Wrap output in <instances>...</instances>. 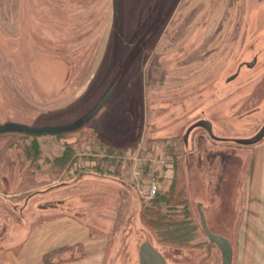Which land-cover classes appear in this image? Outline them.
<instances>
[{"label":"rangeland","instance_id":"obj_1","mask_svg":"<svg viewBox=\"0 0 264 264\" xmlns=\"http://www.w3.org/2000/svg\"><path fill=\"white\" fill-rule=\"evenodd\" d=\"M120 3L117 18L114 0H0V123H71L119 79L83 128L36 136L40 168L21 157V133L0 135V264H46L53 251V264H140V245L152 238L139 218L152 200L141 192L153 178L169 190L172 155L198 228L188 246L157 242L169 264H222L199 206L210 230L231 241L233 264L236 243L252 231L237 196L246 167L254 169L253 193L262 192L264 167L247 162L255 145L220 142L203 128L186 145L184 135L201 119L226 139L250 137L264 124V0ZM67 145L71 159L50 173L47 160ZM103 146L151 175L136 180L122 162L102 161Z\"/></svg>","mask_w":264,"mask_h":264},{"label":"trees","instance_id":"obj_2","mask_svg":"<svg viewBox=\"0 0 264 264\" xmlns=\"http://www.w3.org/2000/svg\"><path fill=\"white\" fill-rule=\"evenodd\" d=\"M95 132L97 134V130H95ZM21 137L25 138L24 144H18V146H21L24 151V155L21 157L31 162L29 169L34 167L40 168L39 161L42 158L43 152L39 146V142L37 141L38 138L28 134H21ZM169 139L172 138H166L167 141ZM68 149L70 148L67 145L64 147V153L62 156L55 157L52 161L47 160L48 162H52V166L49 170L50 173L58 175L67 163V157H69V160L71 159V156L69 155L70 151ZM101 149L105 150V156L103 159H101L102 161H109L110 165L115 166L116 168L121 166V161L118 159V157L121 156L122 152H118L116 149L112 148H104V146ZM173 152L171 153L174 154ZM110 156L111 159H109ZM171 158L173 159L175 165L174 167H177V170L174 172V177L171 181L169 190L163 192L159 190L156 197L152 199L150 204H141L140 207H142V209H139V218L141 217L143 221L144 230L146 229L145 231L147 233L150 232L149 234L152 237L146 238L145 241H150L159 252H161V250L158 248L159 244L168 243L176 247L188 246L194 239L196 230L198 228V226L192 220L193 214L191 212V205L189 203V186L187 182H185V179L182 175L181 178L179 177V161L177 162L175 160L174 155H172ZM166 169L167 167L164 168V170ZM97 170L99 173H101L100 168H97ZM151 173V168L146 166L143 177L151 175ZM59 185L60 184L47 190L54 191L59 187ZM35 195L36 192L29 195L28 198ZM122 201L124 202L122 206H127L129 208L131 207V200H129V202L126 199ZM128 223H131V221H128ZM12 248H6V250L10 251ZM54 253H56V251L49 252L44 255V261L46 264H53L54 261H51L49 258Z\"/></svg>","mask_w":264,"mask_h":264},{"label":"water","instance_id":"obj_3","mask_svg":"<svg viewBox=\"0 0 264 264\" xmlns=\"http://www.w3.org/2000/svg\"><path fill=\"white\" fill-rule=\"evenodd\" d=\"M115 16L119 18L121 16V4L120 0H114ZM254 62L249 63L248 66L251 67ZM119 84V79L115 80L113 84L108 88V90L103 94V96L98 100V102L89 109L84 115L76 119L75 121L63 124V125H42L33 126L20 122H6L0 123V135L4 133H21L28 134L31 136H43V135H55L63 133H72L81 128H83L107 103L110 97L113 95ZM195 128H203L211 138L218 141H233L234 143L242 146H252L260 143L264 140V124L254 135L247 138H234L226 139L219 138L213 133V125L210 120L201 119L194 124H192L186 131L184 135V142L187 144L190 133ZM199 208L200 222L202 229L207 236L208 240L215 244L222 256V264H232L233 262V248L231 241L219 234L213 233L209 226L207 225L203 211ZM139 261L140 264H168L166 258L151 244L150 241H145L141 244L139 248Z\"/></svg>","mask_w":264,"mask_h":264},{"label":"crops","instance_id":"obj_4","mask_svg":"<svg viewBox=\"0 0 264 264\" xmlns=\"http://www.w3.org/2000/svg\"><path fill=\"white\" fill-rule=\"evenodd\" d=\"M255 150V153L251 152L247 162H252V168L254 166V161L261 162V166L264 167V143L255 145ZM248 164L245 165V167L248 166ZM253 170L254 169H252L249 174L248 167L245 168V173L242 175V180L240 181V193L239 196H237L239 198L237 202L240 208L238 215L243 219L250 216V221L245 222L244 225L248 224V226L252 228V231L245 237V242L243 239H240L239 243H236L237 256L235 257L234 264H264V184H262V192L253 193L252 186L255 185L251 183L252 180L250 178V175L253 174ZM251 198L252 201L250 202ZM250 207L253 208V210H248ZM242 225L243 223H241L240 227ZM236 230L239 232L241 231L238 230V227Z\"/></svg>","mask_w":264,"mask_h":264},{"label":"built area","instance_id":"obj_5","mask_svg":"<svg viewBox=\"0 0 264 264\" xmlns=\"http://www.w3.org/2000/svg\"><path fill=\"white\" fill-rule=\"evenodd\" d=\"M135 161L136 158L130 159L125 157L122 159V164L124 167L126 166L131 167L133 177L136 180H139V178H141L143 173V166H138ZM132 164L134 165L132 166ZM157 192H158V185L154 180H152V181H148L146 189L142 191L141 194L143 198H145V200H151L157 195Z\"/></svg>","mask_w":264,"mask_h":264},{"label":"flooded vegetation","instance_id":"obj_6","mask_svg":"<svg viewBox=\"0 0 264 264\" xmlns=\"http://www.w3.org/2000/svg\"><path fill=\"white\" fill-rule=\"evenodd\" d=\"M121 4V3H120ZM253 62V61H252ZM250 62H244L240 67H239V71L233 76V79L234 78H237L238 76H239V74H240V70H241V68H242V66L244 65V64H246V66L247 67H249L248 66V64H249ZM256 63H257V58H255V60H254V65L253 66H255L256 65ZM253 66H251V67H249V68H252ZM230 80H232V79H230ZM214 133V132H213ZM215 135V134H214ZM210 136V135H209ZM211 137V136H210ZM219 138H221V137H219ZM220 142H222V141H220ZM50 189V188H49Z\"/></svg>","mask_w":264,"mask_h":264}]
</instances>
